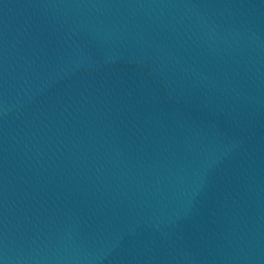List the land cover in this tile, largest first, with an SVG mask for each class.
Here are the masks:
<instances>
[{"label": "water", "instance_id": "water-1", "mask_svg": "<svg viewBox=\"0 0 264 264\" xmlns=\"http://www.w3.org/2000/svg\"><path fill=\"white\" fill-rule=\"evenodd\" d=\"M0 264H264V0H0Z\"/></svg>", "mask_w": 264, "mask_h": 264}]
</instances>
